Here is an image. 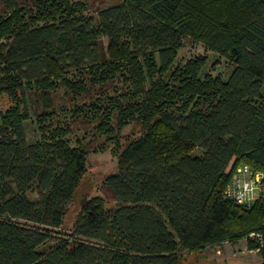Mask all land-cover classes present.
Here are the masks:
<instances>
[{
	"label": "trees",
	"instance_id": "obj_1",
	"mask_svg": "<svg viewBox=\"0 0 264 264\" xmlns=\"http://www.w3.org/2000/svg\"><path fill=\"white\" fill-rule=\"evenodd\" d=\"M0 1V97L12 103L0 112V264H178L179 247L243 239L264 264V182L248 207L223 194L240 164L264 176V0H123L95 16L69 0L30 11ZM186 39L226 59L230 76H202L200 56L177 65ZM86 80L126 89L84 114L108 142L130 124L141 134L103 183L118 206L85 199L58 237L87 152L67 139L53 94L78 100ZM28 92L40 102L36 142Z\"/></svg>",
	"mask_w": 264,
	"mask_h": 264
},
{
	"label": "rangeland",
	"instance_id": "obj_2",
	"mask_svg": "<svg viewBox=\"0 0 264 264\" xmlns=\"http://www.w3.org/2000/svg\"><path fill=\"white\" fill-rule=\"evenodd\" d=\"M36 0H19V5L23 9L30 11L34 8ZM123 0H69V4L85 5V14L96 15V12L102 8L117 5ZM5 9L0 1V15H4ZM104 47L107 46L106 40H103ZM204 57L207 64L204 66L202 76H220L226 80L234 67L224 58L219 57L215 53H210L201 44H194L190 39L184 40L183 47L179 50L175 63L184 65L186 61L197 57ZM71 76H75L74 74ZM73 81H77L73 78ZM87 92L80 98L73 99L67 94L63 87H60L53 94V104L56 115L60 119H64L70 125L72 134L69 136L71 145L74 146L80 142L87 152L86 171L76 187V191L67 207L64 217L63 226L58 229L57 236L64 237L72 234L73 227L77 216L80 213L82 202L85 199L101 197L108 209L118 206L117 202L111 199V195L105 190L103 183L111 175L117 172L118 155L129 142L138 138L141 134L140 127L136 124H130L121 132L115 135L116 139L112 142L107 141V137L100 134L96 127L98 121L85 118L84 114L89 113L90 109L96 105L103 109L107 99L115 98V95L124 94L126 89L122 88L121 83L113 82L102 88L94 87L89 80L85 82ZM118 93V94H117ZM27 101L31 110L32 119L25 124L27 138L31 142L39 139V133L35 124L36 116L34 110L40 105L34 92L27 93ZM6 96L0 97V112L5 113L12 105ZM102 105V106H101ZM39 108V107H38ZM76 108L84 110L83 115L72 118V113ZM66 116V118H65ZM116 120L113 118L111 126L116 128ZM200 155V152H196ZM231 167L229 166L228 170ZM254 237L253 235H251ZM256 237V236H255ZM254 237V238H255ZM257 238V237H256ZM178 255L180 261L178 264H256L260 261V255L256 251H249L245 240L238 244L225 243L223 245L208 247L202 252L190 253L179 247Z\"/></svg>",
	"mask_w": 264,
	"mask_h": 264
},
{
	"label": "built area",
	"instance_id": "obj_3",
	"mask_svg": "<svg viewBox=\"0 0 264 264\" xmlns=\"http://www.w3.org/2000/svg\"><path fill=\"white\" fill-rule=\"evenodd\" d=\"M261 172L240 164L233 171L230 182L224 190L225 198L240 207L250 206L259 198L264 182Z\"/></svg>",
	"mask_w": 264,
	"mask_h": 264
}]
</instances>
